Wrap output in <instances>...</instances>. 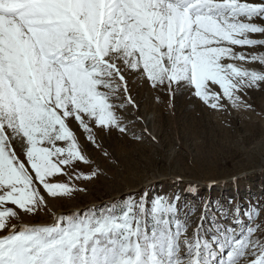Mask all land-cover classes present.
Wrapping results in <instances>:
<instances>
[{
  "label": "snow or ice",
  "instance_id": "6c2138e0",
  "mask_svg": "<svg viewBox=\"0 0 264 264\" xmlns=\"http://www.w3.org/2000/svg\"><path fill=\"white\" fill-rule=\"evenodd\" d=\"M257 18L264 20V0H0V231H8L0 237V264H264L257 208L245 213L249 225L237 212L238 228L217 225L208 240L202 224L186 235L190 212L180 218L179 196L156 197L146 207L145 193L99 212L54 215L47 225L12 224L21 216L5 207L36 215L47 209L41 188L53 199L85 191L50 180L76 162L91 163L68 121L110 157L90 125L126 133L115 111L125 105L110 102L123 90L133 103L125 71L152 88L186 87L213 110L254 111L244 96L264 86V71L224 61L264 65V55L234 51L264 44L249 38L264 33ZM99 172L69 181H91Z\"/></svg>",
  "mask_w": 264,
  "mask_h": 264
},
{
  "label": "rangeland",
  "instance_id": "374dc122",
  "mask_svg": "<svg viewBox=\"0 0 264 264\" xmlns=\"http://www.w3.org/2000/svg\"><path fill=\"white\" fill-rule=\"evenodd\" d=\"M242 2L258 3L261 0ZM252 22L264 27V20L257 18ZM249 38L264 40V33L249 34ZM234 51L249 56L264 55V44L234 46ZM224 62L264 71V65L258 61ZM125 76L133 103H126L123 90L118 93L119 100L110 102L125 105L115 111L126 126V133L116 129L100 130L94 124L90 125L97 143L111 153L110 157H105L87 140V133L78 122L68 121L82 154L91 163L76 162L71 168L66 167L68 175H56L50 180L74 184L85 191H75L70 198L53 199L41 188L47 209L36 215H25L13 205H5L21 216L20 220L13 219L11 223L47 225L53 222L54 215L83 213L85 210L99 212L129 198L139 201L145 193L149 202L146 207H150L156 197L171 202L179 196L180 218L190 212L186 233L189 238L201 224L203 237L208 240L216 234L217 225L238 228L234 223L237 212L240 221L249 225L245 213L252 208L260 211L256 223L264 222V86L248 90L244 96L254 111L237 112L230 106L217 111L186 87H174L171 91L166 86L152 88L139 73L125 71ZM215 90L219 91L218 87ZM57 143L66 146L65 142ZM13 147L26 163L19 143L14 142ZM94 168L100 170L97 178L69 181V176L87 174ZM201 217H204L203 221ZM7 234V230L0 231V237ZM256 235L264 239V233L257 232Z\"/></svg>",
  "mask_w": 264,
  "mask_h": 264
},
{
  "label": "bare ground",
  "instance_id": "6f19581e",
  "mask_svg": "<svg viewBox=\"0 0 264 264\" xmlns=\"http://www.w3.org/2000/svg\"><path fill=\"white\" fill-rule=\"evenodd\" d=\"M137 131V130H136Z\"/></svg>",
  "mask_w": 264,
  "mask_h": 264
}]
</instances>
